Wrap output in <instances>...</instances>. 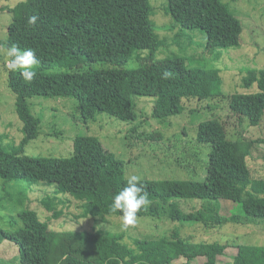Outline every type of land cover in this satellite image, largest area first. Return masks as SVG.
Listing matches in <instances>:
<instances>
[{
    "label": "trees",
    "instance_id": "1",
    "mask_svg": "<svg viewBox=\"0 0 264 264\" xmlns=\"http://www.w3.org/2000/svg\"><path fill=\"white\" fill-rule=\"evenodd\" d=\"M164 3L171 24L163 29L197 31L205 36L209 51L240 47L242 25L227 2ZM1 9L11 13L12 19L4 28L0 46L4 49L15 43L21 49L31 48L40 64L31 82L19 73L7 72L6 83L14 94V112L22 137L18 144H4V137H0V179L4 185L26 184L29 190H20L31 194L39 193L40 186L52 187L53 196L40 198L38 194L37 200L54 219L63 214L58 206L69 203L75 204L76 213H64L67 219L122 218L119 212L111 213L109 206L126 186L128 163L119 158L99 160L96 154L101 143L90 135H75L67 157L25 155L24 148L43 133L41 115L32 112L34 103L29 105L32 97L73 100L76 119L81 122L95 121L98 114H104L132 122L130 132L137 131L145 114L166 121L182 114L186 104L203 100L226 102L229 113L246 124L247 135L250 127L257 128L262 122L264 68L239 70V74L246 75L240 79L241 87L251 91L230 95L218 70L179 54L159 55L164 40L158 35L157 29L161 28L152 22L149 0H24ZM32 15L39 18L30 26L27 18ZM134 57L141 60L128 67ZM95 62L108 67L85 68ZM54 68L60 70L48 71ZM165 72L170 73L168 78ZM137 98L151 101L139 102L136 111ZM145 103L149 104V113L140 107ZM245 137L241 134L229 139L219 119L198 123L195 136L186 140L207 150V159L200 163L204 180H141L150 203L137 217L200 225L207 231L224 223L264 222V180L252 176L248 157L255 143ZM176 160L183 162L182 157ZM182 200L201 201L203 205L189 211L192 208ZM220 201L239 207L241 214L222 216ZM16 216L13 224L18 227L10 232L0 230V239L16 246L17 264H223L220 257H226L229 247L218 242L192 243L177 232L170 238L135 239L130 246L123 235L110 232L77 231L75 226L54 230L50 218L42 220L36 210L28 207ZM230 247L236 252L230 256V264H264L263 246Z\"/></svg>",
    "mask_w": 264,
    "mask_h": 264
},
{
    "label": "rangeland",
    "instance_id": "2",
    "mask_svg": "<svg viewBox=\"0 0 264 264\" xmlns=\"http://www.w3.org/2000/svg\"><path fill=\"white\" fill-rule=\"evenodd\" d=\"M24 0H0V39L5 38V26L12 19L11 13L3 11L1 8L13 7L16 3ZM228 3L230 12L239 20L242 25L240 35V47L209 51L205 48V36L197 31L178 30L176 31L163 26L170 25V17L165 12L164 0H149L153 7L152 22L161 29L158 35L164 41L159 55L169 56L179 54L187 58L199 60L206 67L216 69L223 76L224 89L230 95L234 92L250 93L241 87L240 79L244 73L238 71L264 68V0H222ZM3 25V28H2ZM165 46H167L165 48ZM140 58L130 61L128 67H133ZM108 65L95 62L85 65V68L100 69L107 68ZM60 69L48 70L55 73ZM7 69L5 67V55L0 46V137L3 136V143L18 144L21 135V125L14 112V94L8 89ZM40 99V101L38 100ZM66 100V99H65ZM54 100L48 98L32 97L29 99L34 105L32 112L41 115L42 134L38 139L30 142L24 153L28 156H49L67 157L69 156L72 139L75 135H90L96 137L101 143L96 157L99 160L123 159L126 165L125 177L138 175L141 180H193L203 181L204 171L200 163L204 160L207 150L188 142L186 138L195 136L198 123L211 119H219L226 128L229 139L241 137L246 134V141H253V148L256 150L255 157L249 163L252 175L256 178H264V124L260 123L257 128L250 127L247 135V126L238 118L232 116L226 102L220 100L212 103L208 100L200 102L192 101L186 104V109L182 114L172 116L166 121L154 120L145 114L142 124L137 131L130 132L131 123L122 122L104 114H98L95 121L83 123L76 119L75 102L73 100ZM135 110L138 111V103L149 102L150 98L135 99ZM40 102V105L38 104ZM141 104L140 107L149 113V104ZM210 105V106H209ZM142 109V108H140ZM189 109H192L189 110ZM31 110V109H30ZM78 117V115H77ZM142 118V117H141ZM237 125V126H236ZM241 131V134L239 133ZM263 131V133H262ZM186 132V136L184 133ZM151 136H160L161 140L149 139ZM187 151V152H185ZM182 157L183 162L176 160ZM199 161V162H197ZM188 166L189 168H186ZM15 183L4 185L0 179V230L13 231L18 226L13 224L17 221V214L25 208L36 210L42 220L51 219V228L62 230L64 228H77V231H105L114 235H123L124 241L130 246L133 241L150 240L160 237L170 238L177 232L179 237L188 238L192 243L202 241L218 242L228 244L226 257H220L223 264H230V256L236 254L232 244H245L264 247V225L253 226V224H232L224 223L221 227L207 231L200 225H180L175 222L159 220L150 217H140L135 225L124 229L122 218L105 216L96 221L92 218L67 219L66 212H75L73 203L59 205L63 214L54 219L51 213L46 211L37 200L40 198L53 196V188L40 186V192L28 193L20 190L28 189L26 184ZM20 192H24L23 195ZM12 198V200L10 199ZM16 200V203H15ZM186 207L195 211L201 208V201L193 202L182 200ZM201 202V203H200ZM183 204V208H185ZM187 210V209H186ZM219 210L222 216L241 214L239 207L229 204L226 201L219 202ZM18 252L16 246L5 239H0V264H17ZM193 264H198L194 262Z\"/></svg>",
    "mask_w": 264,
    "mask_h": 264
},
{
    "label": "clouds",
    "instance_id": "3",
    "mask_svg": "<svg viewBox=\"0 0 264 264\" xmlns=\"http://www.w3.org/2000/svg\"><path fill=\"white\" fill-rule=\"evenodd\" d=\"M38 16L32 15L27 18L28 25H35ZM5 55V67L8 72L19 73L25 81L31 82L36 76V67L40 61L33 49H21L17 44H8L3 49ZM170 73L165 72L168 78ZM150 203L148 193L141 183V177L130 175L127 177L126 186L123 187L112 199L109 206L111 213L122 214V227L127 229L137 222V213L146 208Z\"/></svg>",
    "mask_w": 264,
    "mask_h": 264
},
{
    "label": "crops",
    "instance_id": "4",
    "mask_svg": "<svg viewBox=\"0 0 264 264\" xmlns=\"http://www.w3.org/2000/svg\"><path fill=\"white\" fill-rule=\"evenodd\" d=\"M261 123L264 124V117H263ZM263 128H264V126H263ZM255 153H256L255 148H252V150H251V154H250V156L248 157V163H249L253 158H255V159H262L261 157H255V155H256ZM249 168H250V165H249ZM250 171H251V170H250ZM263 175H264V174H263ZM252 176L254 177V175H252ZM254 178H256V177H254ZM257 179H261V178H257ZM262 180H264V178H263ZM248 224H253V226H259V225H264V222L257 221V222H254V223H248Z\"/></svg>",
    "mask_w": 264,
    "mask_h": 264
}]
</instances>
